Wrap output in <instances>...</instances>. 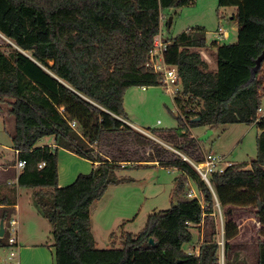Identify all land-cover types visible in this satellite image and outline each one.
<instances>
[{
  "label": "trees",
  "instance_id": "trees-1",
  "mask_svg": "<svg viewBox=\"0 0 264 264\" xmlns=\"http://www.w3.org/2000/svg\"><path fill=\"white\" fill-rule=\"evenodd\" d=\"M192 2L0 0V34L10 42L7 51L0 47V103L9 106L14 120L9 133L12 148L25 161L17 185L40 188L37 198L54 225V264H218L216 203L221 208L255 210L263 228L253 264H264V114L258 116L264 76L255 66L264 51V0H217L218 7L235 8L237 37L234 43L212 42L215 70L199 52L206 46L203 26L171 40L178 49L173 60L180 81L173 95L178 128L254 124L259 129L256 157L250 164L231 162L223 172L211 174L212 192L174 153L177 158L170 163L179 173L171 192L175 203L149 214L138 233H123L119 247H95L90 206L110 185L129 180L117 174L121 164L99 159L95 147L100 132L130 130L124 122L129 87L163 85L162 75L147 64L159 35L160 14ZM199 104L202 109L197 111ZM195 117L199 120L192 121ZM46 136L53 138V145H37ZM193 143L196 137L174 149L189 152L182 148ZM58 148L91 161V170L58 187ZM187 179L196 184L203 204L186 196ZM47 187L54 191L45 193L42 188ZM200 224L198 252L188 253L182 246L192 240L190 226ZM231 225L224 223L226 261L229 240L236 234ZM8 245L6 236L0 239V246Z\"/></svg>",
  "mask_w": 264,
  "mask_h": 264
},
{
  "label": "rangeland",
  "instance_id": "rangeland-1",
  "mask_svg": "<svg viewBox=\"0 0 264 264\" xmlns=\"http://www.w3.org/2000/svg\"><path fill=\"white\" fill-rule=\"evenodd\" d=\"M218 7L217 0H193L189 5L177 8H167L161 12L159 35L155 37L157 42L166 45L165 56L160 65L172 67L174 56L178 49L171 45V40L181 32L190 30L196 26H203L206 30V46L199 50L204 53L209 68L216 69V56L213 41L218 43H234L237 37V24L230 17L235 14L232 7ZM219 12V15L217 14ZM169 18L171 23L168 25ZM167 23V24H166ZM227 38V39H224ZM7 43H10L0 34V47L7 51ZM167 65V66H165ZM264 75V61L261 65ZM171 89L172 86H170ZM261 94H263L261 90ZM173 95L163 85L145 87H129L124 95V108L128 118L139 127L146 128L147 132L153 130L174 131L179 133L178 122L175 118L177 110L173 103ZM261 109L264 111V95L261 98ZM202 105H197L196 110H201ZM9 106L0 103V160L11 162L15 154L11 148L12 142L9 133L13 131V116L8 113ZM150 128V129H149ZM195 136L204 135L209 128L197 126L185 129ZM212 133L205 141H199L201 152L225 155V160L234 163H248L257 155L256 136L259 129L256 125L243 123L221 124L214 127ZM158 142L160 159L159 165H127L118 171V175L129 180L116 185H110L103 196L90 206L91 230L98 249H109L119 247V239L123 233H138L144 227L147 217L153 212L166 210L175 203L176 198L171 196L175 178L179 176L178 171L171 167L177 156L173 152V145L167 139H154ZM53 141L51 136L42 138L37 145L48 144ZM59 153L57 154V157ZM63 166L70 168L75 176L86 174L89 168L79 159H68ZM69 166V167H68ZM249 167V166H248ZM88 169V170H87ZM62 178V177H61ZM60 178V179H61ZM65 182L62 186L74 181ZM185 194L189 188L198 192L196 184L187 179L185 182ZM229 210V214L224 212ZM215 239L219 244L218 264H253L257 249V242L262 239L260 229L263 228L258 222L255 210L251 206L219 207L215 205ZM231 222L235 227L236 234L229 240V260L226 261L224 250V223ZM192 240L185 243L182 248L188 253L196 254L202 242L203 224L191 225ZM114 234L112 237L111 234ZM10 249L8 246H0V264L16 263L15 258L8 257Z\"/></svg>",
  "mask_w": 264,
  "mask_h": 264
},
{
  "label": "crops",
  "instance_id": "crops-1",
  "mask_svg": "<svg viewBox=\"0 0 264 264\" xmlns=\"http://www.w3.org/2000/svg\"><path fill=\"white\" fill-rule=\"evenodd\" d=\"M232 8L235 9L234 7ZM233 15L230 17L231 19ZM200 54L206 60L205 54L202 52ZM261 75L264 76L262 72ZM63 110L64 108L61 106L60 111ZM263 114L264 111L261 110L259 115ZM124 122L130 126V130L100 132V138L95 150L98 152L101 161L118 163L122 167L129 164L159 165L156 163H159L158 161L161 160V152H159L160 150L157 146L158 142L154 139H170L171 143L176 145L190 137L197 138L193 133H187L185 129L180 130L179 133L164 130H153L149 133L146 128L135 125L128 118V114L127 120H124ZM187 129L190 130L189 127ZM42 145H53V141L48 144L43 143L40 146ZM200 146L197 139V143L184 146L182 149L184 151H196ZM12 150L15 154L14 161L2 162L0 160V221H3L5 233L8 231L7 227L11 221H14L13 227L15 228V233L13 234L15 242L12 245H8L10 249L8 257L15 258V264H54V225L47 219L44 209L37 198V192L40 188L17 185V176L21 168L16 166L18 152L13 148ZM58 153V187H63L62 185L66 184L65 182H69L80 174L78 173L74 177L75 173L71 172L70 168H66L65 170L61 166L63 163L68 162L69 158L83 160L87 168L90 166L89 171L93 166L91 161L79 157L66 149L58 148ZM175 170L177 171V169ZM42 190L45 193H50L54 191V187L42 188ZM4 236L6 234L3 233L0 239Z\"/></svg>",
  "mask_w": 264,
  "mask_h": 264
},
{
  "label": "built area",
  "instance_id": "built-area-1",
  "mask_svg": "<svg viewBox=\"0 0 264 264\" xmlns=\"http://www.w3.org/2000/svg\"><path fill=\"white\" fill-rule=\"evenodd\" d=\"M162 15L160 14V20H162ZM168 43L163 42H157L154 39V48L150 52L148 65L153 68L155 72H158L162 75V81L163 86L166 87V90L171 92L172 94H176L179 89V76L177 72L176 66L172 65V67H165L163 68L160 65V62L163 57L165 56L166 51V45ZM167 66V65H165ZM172 86L173 89L170 88ZM144 90L145 87H142ZM261 107L258 109V116L261 112ZM71 126H75L74 122L70 123ZM173 152L179 156L180 160H184L188 162L191 167L197 172L200 179L205 182L209 188L212 190L209 178L210 175L213 173H221L224 171V169L231 164V162L225 160V156L223 155H215L213 153H204L201 152V150L198 148L196 151L190 150L189 152H183L179 151L173 148ZM25 165V161L22 159L17 158L16 166L18 168H23ZM44 165V163L38 164V167L41 168ZM173 169H176V167H170ZM213 192V190H212ZM186 196L188 198H196L198 199L202 204V197L199 192L194 191V189L189 188V190L186 192ZM14 221H11L9 223V226L7 227L8 231L4 234H6L8 244L12 245L15 242V238L13 237V234L15 233V228L13 227ZM12 255V252H11Z\"/></svg>",
  "mask_w": 264,
  "mask_h": 264
},
{
  "label": "water",
  "instance_id": "water-1",
  "mask_svg": "<svg viewBox=\"0 0 264 264\" xmlns=\"http://www.w3.org/2000/svg\"><path fill=\"white\" fill-rule=\"evenodd\" d=\"M170 23H171V18H169L168 25H170ZM263 61H264V51L255 59L256 69L261 68ZM197 120H199V117H195L194 119H192V121H197ZM211 133H212V130L209 129L204 135L197 138L198 141L203 142L207 140V138L210 136ZM3 233H4V227H3V221L1 220L0 221V236H2ZM149 243L153 244V240L151 238L149 239Z\"/></svg>",
  "mask_w": 264,
  "mask_h": 264
}]
</instances>
